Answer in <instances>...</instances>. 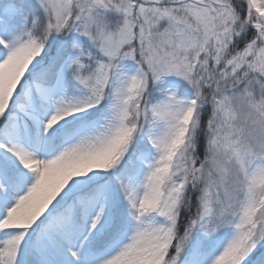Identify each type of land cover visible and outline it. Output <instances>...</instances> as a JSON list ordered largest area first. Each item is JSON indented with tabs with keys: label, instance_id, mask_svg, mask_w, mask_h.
Instances as JSON below:
<instances>
[{
	"label": "snow or ice",
	"instance_id": "obj_1",
	"mask_svg": "<svg viewBox=\"0 0 264 264\" xmlns=\"http://www.w3.org/2000/svg\"><path fill=\"white\" fill-rule=\"evenodd\" d=\"M0 264H264V0H0Z\"/></svg>",
	"mask_w": 264,
	"mask_h": 264
}]
</instances>
